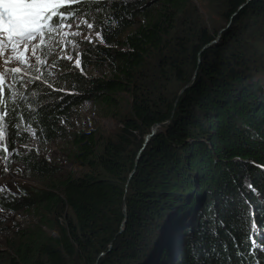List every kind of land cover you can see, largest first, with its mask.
<instances>
[{
  "label": "trees",
  "instance_id": "obj_1",
  "mask_svg": "<svg viewBox=\"0 0 264 264\" xmlns=\"http://www.w3.org/2000/svg\"><path fill=\"white\" fill-rule=\"evenodd\" d=\"M139 1L117 5L109 0L100 12L94 10L97 0L65 4V9L89 10L108 46L125 37L122 49L111 51L105 44L88 49L87 56L111 61L115 74L91 89L128 93L130 110L115 140L106 141L102 149L95 135H76L77 157L86 172L62 179L58 192L37 194L41 205L64 212L62 223L50 225L55 236L20 233L9 264H118L123 258L136 259L143 231L137 233L135 224L141 227L142 214L148 212L157 230L164 226L149 264H264V252L251 254L247 238L264 239V231L251 233L253 220L257 230L264 229V79L259 77L264 74V38L253 40L252 53L238 25L248 18L264 21V0H222L235 25L210 47L218 34L208 32L195 0H159V11L146 14L145 24L131 31ZM202 2L215 7L212 0ZM195 74L192 85L181 96L175 94V85L182 90ZM33 91L21 108L18 152L32 142H54L61 122L89 99L87 92L67 94L40 86ZM7 100L5 87L0 110ZM114 102L105 98L108 105L114 107ZM170 120L138 160L132 142ZM0 124L12 151L8 118ZM27 151L21 162L42 171L35 153ZM176 191L182 194L174 197ZM117 237L124 241L120 258Z\"/></svg>",
  "mask_w": 264,
  "mask_h": 264
},
{
  "label": "rangeland",
  "instance_id": "obj_2",
  "mask_svg": "<svg viewBox=\"0 0 264 264\" xmlns=\"http://www.w3.org/2000/svg\"><path fill=\"white\" fill-rule=\"evenodd\" d=\"M68 1L70 0H66V3ZM194 2L200 9L204 18L208 21V32L218 34L216 40L209 45L210 47L218 43L223 33L233 26V17L229 18L228 11L224 7L222 0H212V2L215 3V7L210 6V8H207V2H202V0H195ZM161 6L159 0H140L137 13H135L133 17L134 25L131 31L145 24L146 14L158 12ZM202 6H205L204 9ZM90 17V22L93 23L91 29H88L81 22L79 28H76L75 25H73L71 29L66 28L65 31L67 35L59 44L56 43L59 37L53 40L52 43L55 46V54H58L57 64L50 69L51 75H49V71L45 70L46 66L41 65V72L43 75L40 81H36L41 88L57 89L67 94L78 95L87 92L89 93L87 97L89 99L85 100L80 106L74 107L70 111L68 120H63L61 122L59 136L54 142L45 145L39 144L38 142L22 145L25 149L22 152L9 150L8 170L4 171V166L0 164V209H3V211L0 212V264H9L10 258L14 257V244L19 238L20 233L28 231L34 232L36 235H44L45 237L49 235L55 236L56 233L50 225L62 223L63 219L60 214L64 212H62L59 207H52L50 210L45 207V205H41L37 199V194L43 190H54L58 192L56 186L62 179L78 178L86 172V169L80 165L77 157L79 149L75 142L76 135H82L84 133L95 135V140L98 146H102V149L106 141L115 140L117 137L116 134L120 132L122 127V119L129 113L130 96L128 93L121 92L116 95H107L104 94L100 88L96 90L91 89L92 86L98 82L101 83L105 80L112 79L115 74L111 61L106 58L96 59L95 56L97 55L94 56L90 54V56H87V50L90 48L94 49V47L97 46H105V44L111 51L122 49L125 37L117 43L108 46L103 39L101 29L96 20L92 15H90ZM238 25H241V29L245 31V37H247L246 46L248 49L251 48V52L253 53L255 50L252 44L253 40L264 38V21L254 23L251 18H248ZM97 32L100 33L99 36L96 34ZM129 32L130 30L127 33ZM74 33L79 34L74 35ZM85 36H87L88 39H85ZM47 43L48 41L46 38V44ZM43 47L42 45L41 48ZM24 55L30 56V52ZM67 56H72V60H68L66 58ZM248 56L249 58H253L250 54H248ZM77 58L81 60V64L79 67H74L73 65ZM2 59L3 58L0 57V62H2ZM31 59L34 62L35 58ZM52 59L53 57H48L49 65ZM257 61H251V64ZM7 66H13V62L10 61ZM185 66L191 69L189 66ZM31 75L34 76L36 73L33 72ZM195 77L196 74L192 78V81L195 80ZM259 77L264 79V74ZM45 79L48 81V84L42 83ZM53 81L55 82L53 83ZM7 82L8 78L6 77L5 83L7 84ZM48 85H51V88H49ZM177 89L178 86L175 85L174 91H177L175 94L179 95H182L186 91L181 93L183 89ZM111 97L115 100L114 107L105 103V98ZM171 121L172 120L166 122L163 126L170 125ZM163 126L154 127V134H152L151 131L150 133L138 135L137 139L132 142V144L134 143L131 145L133 154H137L139 151L138 160L140 155H142L150 145L153 137L157 135L159 129ZM141 141L144 143L140 148L139 145L142 143ZM6 147L3 135V139H0V155L5 154ZM27 150H30L31 153H35L37 156L36 164H42V171L35 169L33 166L28 168L26 164L21 162L22 158L28 153ZM50 173L53 175H50ZM196 178L197 175L193 172L191 180L194 181ZM172 194L176 197L182 194V192L178 193L176 191ZM160 195H163V192H160ZM218 196L222 197L223 194L220 193ZM151 197L154 199L155 194ZM262 199V197H258L257 202H262ZM180 205L181 204H178V206ZM249 210H251L250 206ZM150 213L151 212H148V215L145 216L142 214L143 219L141 220V227L135 224L137 233L143 231L137 242L139 248L137 258H123L118 264H139L142 260H144L146 264H149L155 259V255H153L155 253L154 250L157 243L162 240L161 236L164 232H162L161 229H164V226L161 225L157 230L155 228L156 222L153 223L149 220L151 217ZM251 217L253 219L252 215ZM261 222L264 223V220ZM156 238L157 242H154L153 240ZM117 239V245L120 247L124 241L120 240V237H117ZM126 240L136 243L134 238L130 236H126ZM263 243L264 239L258 241L255 250L260 251L259 246ZM122 248L121 246L119 258L125 255V251ZM104 256H106V254L100 255V257Z\"/></svg>",
  "mask_w": 264,
  "mask_h": 264
},
{
  "label": "snow or ice",
  "instance_id": "obj_3",
  "mask_svg": "<svg viewBox=\"0 0 264 264\" xmlns=\"http://www.w3.org/2000/svg\"><path fill=\"white\" fill-rule=\"evenodd\" d=\"M73 2L79 4L81 0H73ZM108 2L109 0H99L94 10L102 11L103 6ZM112 2L118 5L122 0H112ZM65 3L66 0H0V57L3 58L0 62V97H3L5 87L8 90V100L4 101L3 109L0 110V122L8 118V125L11 129L9 142L12 144V151H19L15 141L19 136L21 119L24 116L21 108L28 102L29 96L35 94L33 89L39 87L35 82L40 81L43 75L41 65H45V70L51 75L50 69L57 64L58 54H55L53 40L59 37V40H56L59 44L67 35L65 29H71L73 25L79 28L81 22L88 29L93 27L89 10L65 9ZM78 34L74 33V35ZM96 34L100 35L99 32ZM84 38L88 39L87 36ZM42 45L43 48H41ZM29 52L30 56L24 55ZM48 57H53L50 65ZM31 58H35L34 62ZM66 58L72 60V56ZM10 61L13 62V66L8 67ZM80 64L81 60L77 58L73 66L79 67ZM33 72L36 75H31ZM6 77L8 78L7 84L5 83ZM42 83L48 84V81L45 79ZM48 86L51 88V85ZM9 103L12 104L11 109L8 107ZM3 132L4 128L0 126V139H3ZM8 152L9 149L6 147L5 154L0 155V164L4 166V171L8 170ZM248 187L251 189L252 185ZM2 211L3 209H0V212ZM219 224L220 227L224 226L223 221ZM258 231H264V229L257 230L253 220L251 233L258 234ZM210 232L218 236L216 229H211ZM247 238L251 240L249 252L254 255L257 242L251 239V236ZM259 248L261 252H264V245H260ZM212 251L215 252L216 249L213 248ZM224 251H227L226 245ZM257 264L260 262L257 261Z\"/></svg>",
  "mask_w": 264,
  "mask_h": 264
},
{
  "label": "water",
  "instance_id": "obj_4",
  "mask_svg": "<svg viewBox=\"0 0 264 264\" xmlns=\"http://www.w3.org/2000/svg\"><path fill=\"white\" fill-rule=\"evenodd\" d=\"M192 83H193V81L189 84V85H187L185 88H183V90L181 91V93H183L185 90H187L191 85H192ZM181 95V94H180ZM179 95V96H180ZM163 125H165V123L164 124H160V125H157V126H163ZM156 127V126H155ZM155 132H154V129L152 130V134H154Z\"/></svg>",
  "mask_w": 264,
  "mask_h": 264
}]
</instances>
